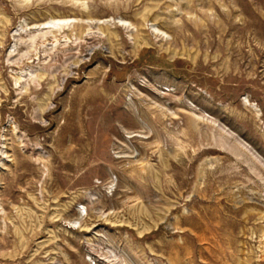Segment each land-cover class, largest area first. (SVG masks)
Returning a JSON list of instances; mask_svg holds the SVG:
<instances>
[{
    "label": "rangeland",
    "instance_id": "rangeland-1",
    "mask_svg": "<svg viewBox=\"0 0 264 264\" xmlns=\"http://www.w3.org/2000/svg\"><path fill=\"white\" fill-rule=\"evenodd\" d=\"M0 264H264V0H0Z\"/></svg>",
    "mask_w": 264,
    "mask_h": 264
},
{
    "label": "bare ground",
    "instance_id": "bare-ground-1",
    "mask_svg": "<svg viewBox=\"0 0 264 264\" xmlns=\"http://www.w3.org/2000/svg\"><path fill=\"white\" fill-rule=\"evenodd\" d=\"M67 23H72L71 20H68V21H51V22H47L45 24V26H49V25H54V26H59V25H64V24H67Z\"/></svg>",
    "mask_w": 264,
    "mask_h": 264
}]
</instances>
